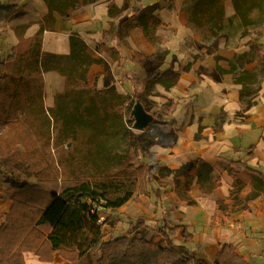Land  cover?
Listing matches in <instances>:
<instances>
[{
  "label": "trees",
  "instance_id": "1",
  "mask_svg": "<svg viewBox=\"0 0 264 264\" xmlns=\"http://www.w3.org/2000/svg\"><path fill=\"white\" fill-rule=\"evenodd\" d=\"M44 1L49 12L38 33L28 40L27 25L14 27L19 42L7 58L0 59V177L9 174L13 191L10 211L0 227V264H26L29 253L42 263H53L60 254L70 264H208L186 246L197 232L192 227L184 228L180 244L175 242L179 227L170 228L166 222L158 230L164 246L142 234L105 241L106 225L99 222V209L117 211L134 196H147L158 206L170 185L180 204L193 206V184L213 195L220 178L215 176V166L201 159L175 170L141 160L154 142L145 132L133 130V98L115 86L100 90L89 86V69L101 61L89 56L80 35H71L68 56L43 52L44 34L55 31L57 15L71 19L82 7L104 2L109 15L119 19L129 7L119 8L112 0ZM229 1L234 9L231 16L227 14ZM17 7L16 0L6 7L0 4V31L14 18ZM158 8L157 3L142 7L135 17L150 15L141 27L158 50L148 79L141 84L147 96H161L153 93L154 86L170 90L180 77L162 70L169 51L147 27L154 26L153 13ZM184 9L187 27L201 36L207 54L216 61L215 74L230 75L241 86L245 111L257 105L264 84V44L252 42L248 51L225 59L217 43L223 38L227 49H238L251 32L264 30V0H185ZM222 61L228 63L227 69ZM49 72L65 79L64 92L55 96L52 108L45 104V74ZM140 99L147 108L144 95ZM154 115L148 129L159 124L158 114ZM223 119L216 118V131L222 130ZM253 158L250 148L247 159ZM217 165L224 166L233 180L231 202H218L220 211H249L250 203L264 196V173L252 170L243 160L221 159ZM241 172L251 181L246 196ZM169 177L172 182H162ZM31 178L37 183L31 184ZM253 258L225 245L213 264H254Z\"/></svg>",
  "mask_w": 264,
  "mask_h": 264
},
{
  "label": "crops",
  "instance_id": "2",
  "mask_svg": "<svg viewBox=\"0 0 264 264\" xmlns=\"http://www.w3.org/2000/svg\"><path fill=\"white\" fill-rule=\"evenodd\" d=\"M12 1L0 0V4L6 7ZM16 1L18 7L14 18L5 30L0 31V51H3L0 59L7 58L8 38L11 50L19 42L14 27L27 25L25 38L32 40L49 12L44 0ZM112 1L119 8L125 4L129 7L119 19L109 15L104 2L82 7L71 19L57 15L55 31L44 34L43 52L70 55V37L76 33L85 41L89 56L101 61L89 69L87 79L90 87L100 90L115 86L119 93L132 98L143 95L141 84L148 79V69L158 50L149 42L141 27L150 15L140 19L135 17L139 16L140 8L157 3L159 8L153 13L154 26L147 27L163 40V46L169 51L162 70L178 73L180 77L177 85L170 90L156 84L153 93L161 96H148L158 104V118L159 113L162 117L159 124L145 131L154 145L143 151L141 160L175 170L183 164L201 159L214 165L215 176L220 178V186L213 195L202 192L197 183L193 184L191 195L196 200L193 206L180 204L171 185L164 191L158 206L147 196H134L119 210L111 211L112 215H117L116 229L135 226L148 240L154 242L157 239L156 243L164 246L158 232L163 222L170 228L179 227L175 237V242L179 244L183 243L184 228L192 227L197 232L186 246L208 264L214 263L225 245H233L247 259L254 257V264H264V196L252 201L249 211L232 214L220 211L218 202H231L233 180L224 166L217 165L221 159L243 160L252 170L264 173V84L257 97V105L245 111L240 97L241 86L235 84L230 75L220 77L215 74L214 57L207 54L201 36L187 27L185 0ZM227 14H234L230 1L227 3ZM217 48L225 59L243 52L227 49L223 38L218 41ZM189 64L190 68L187 69ZM221 65L228 68L226 61H222ZM64 89V77L56 72L45 74L47 108L53 107L55 96ZM218 116H224L221 131L215 130ZM163 123L167 126L160 125ZM250 148H253L254 158L248 160ZM239 177L245 185L242 194L246 196L251 181L245 172H241ZM162 182L170 183L172 178L162 179ZM12 195L5 174L0 177V227L10 211ZM109 230L108 226L106 235ZM25 261L26 264H70L60 254L55 255L53 263H42L30 253Z\"/></svg>",
  "mask_w": 264,
  "mask_h": 264
},
{
  "label": "rangeland",
  "instance_id": "3",
  "mask_svg": "<svg viewBox=\"0 0 264 264\" xmlns=\"http://www.w3.org/2000/svg\"><path fill=\"white\" fill-rule=\"evenodd\" d=\"M252 42H258V43L264 44V30H256V31L251 32L250 35L244 40L243 45L240 48H238V49L240 51H243V52L246 51V50L248 51L249 47H250V44ZM2 52L0 51V57H2V54H3ZM5 53L7 54V57L11 54V43H10L9 38L7 40V51ZM250 67L253 68V66H250ZM143 95H144V99L146 98L147 105H148V107L146 109L150 113H153V114L159 112L158 110H156V108H158V104L156 102L152 101L151 99H149L148 96L145 93H143ZM135 101H136V97L133 98V104L135 103ZM159 114H160L159 116L161 118L162 117L161 113H159ZM135 132L141 133V132H138V131H135ZM66 147H68V146H66ZM30 183L31 184H36L37 183V179L36 178H31L30 179ZM7 184L11 186L9 174H7ZM11 191H12V189H11ZM104 217L107 219V223H108V226H109L110 230L111 229L113 230V231L109 230L108 235H106L107 239L105 238L106 239L105 241L109 240L108 239L109 236H111L113 238H118V237H121V236H128L129 238L133 239L136 236H139L140 234H142V233H140L138 231V228H135V226H133L130 229L124 226L123 229L117 230L116 229L117 225H116V220H115L117 215H112L111 212H107L104 215ZM108 226H107V229H108ZM107 229L105 228L104 231H107ZM154 240H155L154 242L156 243L157 239H154Z\"/></svg>",
  "mask_w": 264,
  "mask_h": 264
},
{
  "label": "water",
  "instance_id": "4",
  "mask_svg": "<svg viewBox=\"0 0 264 264\" xmlns=\"http://www.w3.org/2000/svg\"><path fill=\"white\" fill-rule=\"evenodd\" d=\"M130 118L133 121V130L138 132H145L156 119L155 115L146 109L139 95L132 107Z\"/></svg>",
  "mask_w": 264,
  "mask_h": 264
},
{
  "label": "built area",
  "instance_id": "5",
  "mask_svg": "<svg viewBox=\"0 0 264 264\" xmlns=\"http://www.w3.org/2000/svg\"><path fill=\"white\" fill-rule=\"evenodd\" d=\"M107 212H111V210H106V209H99L98 210V213L100 214V224H105L106 226H108V223H107V219L104 217V215L107 213ZM105 226V227H106Z\"/></svg>",
  "mask_w": 264,
  "mask_h": 264
}]
</instances>
